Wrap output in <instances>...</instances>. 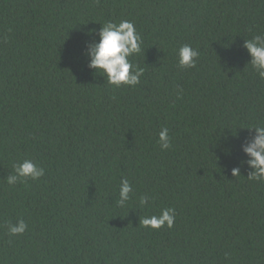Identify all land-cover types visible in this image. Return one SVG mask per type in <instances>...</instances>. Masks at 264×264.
Returning a JSON list of instances; mask_svg holds the SVG:
<instances>
[{"label":"trees","instance_id":"1","mask_svg":"<svg viewBox=\"0 0 264 264\" xmlns=\"http://www.w3.org/2000/svg\"><path fill=\"white\" fill-rule=\"evenodd\" d=\"M121 20L143 40L135 87L85 54ZM255 34L264 0H0V264H264V182L240 148L264 125L243 46ZM184 44L194 68L178 66ZM25 159L45 174L9 185ZM122 178L133 193L119 207ZM167 207L171 229L139 225ZM19 219L27 230L9 235Z\"/></svg>","mask_w":264,"mask_h":264},{"label":"clouds","instance_id":"2","mask_svg":"<svg viewBox=\"0 0 264 264\" xmlns=\"http://www.w3.org/2000/svg\"><path fill=\"white\" fill-rule=\"evenodd\" d=\"M98 40L87 45L85 54L88 57V67L100 70L107 77V82L114 87L122 84L135 87L140 83L144 69L134 65L129 57L141 52L143 40L135 25L129 20H121L119 23L106 22L98 32ZM244 48L250 56L249 63L258 77L264 80V34H255L251 39L244 40ZM199 52L189 44H184L178 49V66L183 69H190L196 66ZM254 129L251 139H246L241 144V151L246 159L244 163L251 169L247 178L252 181L264 182V125L245 127ZM158 143L162 150H168L171 145L169 129L163 127L158 133ZM14 174L6 177L9 185L18 181L31 179L38 180L45 174V169L38 166L29 159L13 165ZM232 176H239L240 167L231 169ZM133 187L127 178H122L119 187V200L117 205L123 207L131 199ZM151 197L141 196L139 204L141 207L147 205ZM175 209L172 207L163 208L159 215L145 216L139 219V225L145 228L160 229L167 227L171 229L175 222ZM28 225L23 219L15 224H8L9 235H21L27 230Z\"/></svg>","mask_w":264,"mask_h":264}]
</instances>
